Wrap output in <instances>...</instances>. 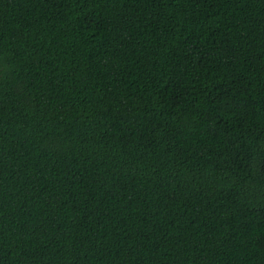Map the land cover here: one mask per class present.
<instances>
[{
  "label": "trees",
  "instance_id": "obj_1",
  "mask_svg": "<svg viewBox=\"0 0 264 264\" xmlns=\"http://www.w3.org/2000/svg\"><path fill=\"white\" fill-rule=\"evenodd\" d=\"M0 264H264V0H0Z\"/></svg>",
  "mask_w": 264,
  "mask_h": 264
}]
</instances>
